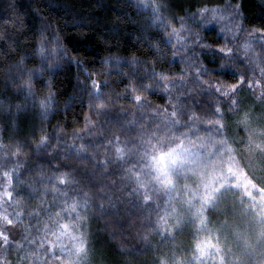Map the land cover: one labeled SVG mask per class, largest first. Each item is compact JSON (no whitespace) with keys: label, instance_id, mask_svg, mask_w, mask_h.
I'll list each match as a JSON object with an SVG mask.
<instances>
[{"label":"trees","instance_id":"16d2710c","mask_svg":"<svg viewBox=\"0 0 264 264\" xmlns=\"http://www.w3.org/2000/svg\"><path fill=\"white\" fill-rule=\"evenodd\" d=\"M144 2L147 8L138 14L136 0H99V3L95 0H0V61L5 65L0 68V81L5 78L8 65L15 64L25 50L31 51L29 45L34 33L45 23L41 14L52 24L46 37L50 40L53 34L59 37L49 47L56 50L59 45L66 50L65 55L49 57V63L56 67L34 81L37 97H43L49 91L54 93L55 99L47 115L42 119L38 106H30L18 129L9 127L4 131L6 141L15 131L16 141L28 137L35 143L39 136L50 134L66 138L69 144L82 143L73 133L84 131L85 117L92 111L88 93L93 80L100 82L111 109L109 117L92 116L93 121L103 120L101 127L92 128V136L85 137V140L93 139L88 148L93 158L78 159L73 153L70 157L52 160L53 164L71 167L78 181L72 192H85L94 201L86 212L81 210L84 219L75 220L70 233L61 235L56 229L45 230L46 225L58 218L52 214L59 202V198L54 199L52 188L49 187L48 194L41 200L43 185H39L37 193L31 197V188L26 187L36 183L38 163L45 174H53L47 162L37 159L51 149L34 152L30 147H24L19 161L11 154L15 141L6 149H0L9 153L0 157V172L14 167L19 169V175H13L16 183L10 189L14 192L12 199L5 197L0 202V231L9 233L7 244L0 241L3 264H197L196 242L209 238L216 241L219 252L213 249L201 264H214V261L264 264V253L259 251V247L264 246V200H260L264 199V194L261 197L238 167L233 171L228 162H223L230 153L226 138L228 124L252 107L264 111V92L261 96L256 95L245 82L228 94L226 86L236 82L235 76L206 74L203 79L211 84L220 81L217 92L214 87L194 82L191 77L195 68H189L198 55L199 63L207 67L229 63L245 77L251 74L252 68H259L260 72L264 67V53L259 59L255 56L260 52L259 44H253V50L247 54L242 45L248 39V29L264 26V0H160L161 4L172 5L162 9L164 18L169 15L177 18L169 21L167 31L180 29L179 18L186 14L194 18L186 20V27L191 32L185 35L183 47H176L181 42L173 37L172 44L151 41L154 48L140 41V35H165V32H157L159 21L145 27L155 14L152 0ZM229 5L240 6V16L244 19L231 21L228 12H221L223 23L208 25L202 17L195 15L202 7L228 8ZM232 23L242 24L245 28L235 39L229 35ZM225 25L229 33L218 35ZM213 28L215 30H211ZM197 34L200 45L212 47L223 46L227 37L228 46L234 48L236 55L209 54L199 48L193 49L194 55L188 49L193 48ZM9 55L12 59H8ZM133 58L141 63H132ZM256 59L258 63L254 62ZM38 64L39 58L27 60L24 66L30 69ZM149 65L157 71L167 72L170 78L189 70L184 77L186 83L177 86L178 92L175 89L172 92L174 98L181 97L178 101L181 110L172 123L168 122L172 118L166 112H161L160 116L167 119L136 115V126L131 128L133 114L150 113L153 109L147 106L137 109L127 98L132 93L126 94L125 86L130 80L136 82L137 77L150 83L145 75ZM16 71L13 69L14 73ZM3 87L0 83V88ZM140 94L155 108L164 109L169 103L168 95L162 90ZM24 99L22 93L13 96L14 101L23 102ZM4 111L0 107V114ZM6 121L7 116L0 115V128ZM34 130L35 137L32 136ZM100 136L106 140L97 143ZM114 136L120 137L121 144H127L130 159L124 163L117 162L115 153L108 146V140ZM190 139L205 142L197 165L187 159L198 146L190 145ZM52 143L56 145L57 141L53 139ZM171 147L180 159H187L173 169L175 187L169 190L149 182L152 203L145 205L143 191L137 189L126 170L133 162L138 168L143 166L138 157L145 149L153 153ZM100 159H110L111 163L107 168H97L96 162ZM220 166L223 171L229 168L225 171L227 178L219 176ZM106 171H110V175L105 176ZM5 182L0 175V191ZM16 190H22L23 194L17 196ZM48 203L53 205L52 212L37 217L36 210L41 206L46 208ZM100 204H103V211L97 206ZM9 219L13 222L11 225ZM84 240H87V249L82 250L80 245Z\"/></svg>","mask_w":264,"mask_h":264},{"label":"snow or ice","instance_id":"6c2138e0","mask_svg":"<svg viewBox=\"0 0 264 264\" xmlns=\"http://www.w3.org/2000/svg\"><path fill=\"white\" fill-rule=\"evenodd\" d=\"M96 3H99V0H95ZM39 7V6H38ZM153 13L155 14V18L153 20H149L148 25L145 27L153 26L157 21H159V26L157 27V32H165V35H156L153 36L151 34L144 35L141 34L139 40L145 43L149 48H154L155 45L151 43L153 40H159L160 42L172 44L173 37H175L181 43L177 44L176 47H183L185 41V35L191 32L190 28L186 27V20L194 18L192 15L186 14L184 17L179 18L180 29L171 28L170 31H167L169 28V21L177 19L174 15H169L167 19L164 18L162 9H168L172 7V5L161 4L160 0H152ZM240 6H231L228 8H212V7H202L197 10L196 16H200L205 20V23L208 25L215 24L217 22L223 23L224 18L219 15L221 12H228V19L231 21H235L238 18L244 19L240 16L239 11ZM136 8L138 14L142 11H145L147 5L144 0H136ZM208 14H212L210 17ZM41 16L44 18V25L37 31H35L32 42L29 47L31 51L25 50L23 55L19 57V59L15 62V64L8 65L6 67L5 78L3 81H0L4 85L3 88H0V107H3L5 111L0 114L3 116H7V121L4 124L3 128H0V149H6L9 144H12L15 141V144L12 149V156L15 160L19 161L20 154L22 153L24 147H30L34 150V152H39L41 149H51V152H48L45 155H39L37 159L39 161H44L49 164V166L53 169V174L48 175L45 174L41 163L36 165L37 175L35 176L36 183H31L26 185V187L31 188V192L29 193L30 197L35 195L38 191L39 185L44 186V192L41 193L39 199L43 200L44 196L48 194L49 187L52 188V195L55 198H59V202L57 203L56 211L52 213L57 216V220L50 225L45 226L46 231H51L52 229H56L61 235L65 233H70L73 229V222L77 219H84L81 217V210L83 209L86 212L91 204L94 203L91 199H89L88 194L85 192H72L74 186L78 183V181L74 177V173L71 171V167L67 164L61 166L60 164H53V159H63L65 156L70 157L73 153L77 155L78 159H91L93 158L88 151L90 145L93 144V139L85 140L86 136H92V128L93 127H101L103 124L102 119H98L96 121L92 120V116L95 115L97 117H109L111 115V109L108 107L109 101L106 98L105 93L100 88V82L93 80L91 82V91L88 93L90 98L89 107L92 111L85 117L84 120V131L74 132L73 136L79 137L82 143L69 144L64 137L60 136H52L50 134L41 135L36 140L35 143L32 142V139L25 137L23 140L16 141L15 131L7 137V141L5 136L3 135L4 131H7L9 127L13 129H18L23 122L25 115L29 111V107H37L39 108V114L43 119L49 109L51 108V104L55 99L54 93L49 91L47 95L43 97H37L36 90L34 88V81L36 78L41 76L45 71L51 70L53 67H56L55 64L49 63V57L54 54L65 55L66 50L63 49L62 46H57V49L54 50L49 47L53 40H59V37L55 34L52 35V39L50 40L46 37L45 33L52 27V24L47 21L43 14ZM91 19V17H89ZM232 31L229 33V28L225 25L224 28L220 29L218 35L224 36L225 33H229L231 39L238 38V33L244 32L245 28L242 24H231ZM211 30H215L214 28ZM248 39L242 45L243 51L247 54L250 50H253V44H259L260 52L255 53L257 59L260 58L261 53H264V26L259 28L252 27L248 29ZM184 33V34H182ZM191 38V37H189ZM199 35L197 34L193 48L188 49L189 52H192L194 55L196 53L193 51L194 48H199L201 52H206L209 54H219L221 56H234L236 52L234 48L228 46V38L226 37V43L223 46L212 47L211 45H200L199 43ZM14 47L15 44H14ZM39 58V64L34 68H26L25 62L27 60H36ZM8 59H12V56L9 55ZM183 59V57H181ZM107 63V61H104ZM132 63H141V61L133 58ZM215 63V61H213ZM5 65L2 61H0V68H4ZM195 68L194 73L192 74L191 79L196 83H202L203 85L214 87V89L219 92L221 83L218 80L215 84H211L209 80L203 79V77L208 73H219L221 76L232 75L236 77V82L230 85H227V88L235 90L238 85L243 84L246 81V77L243 74L237 72L236 69L232 68L229 63H221L219 67H207L199 63V57L197 55L196 61L190 63L189 68ZM13 69L17 71L14 73ZM188 69L183 70L181 73L177 74L175 78H170L169 74L164 71H157L155 67L149 65L146 69L145 75L150 80V83H146L143 78L137 77L136 82H132L131 80L125 86V93H132L131 96H127L128 99L132 100L137 109H142L145 106L152 108V112L144 113L139 112L133 114L132 124L129 127L134 128L136 126V115H140L141 118L145 115L152 116L154 118L167 119L166 117H161V112H166L172 118L168 120L169 123L175 121L177 117V112L180 111L178 107V101L181 100L180 96L173 97V89L177 92L179 91L178 85H183L186 83L184 77L188 73ZM261 75H264V67L260 68ZM132 75L135 76V73ZM259 82V81H258ZM107 83L106 81L104 82ZM45 84H49L48 81H45ZM158 90H162L164 94L168 95L169 103L164 109L155 108L151 105L148 98L142 94L141 92H149L155 93ZM21 93L25 98L23 102L19 100H13V96H20ZM119 98V97H118ZM123 111V110H122ZM129 112L132 109L128 110ZM127 115V112L124 113ZM118 118V117H113ZM36 132L33 131L32 136L35 137ZM55 139L57 141L56 145H53L52 140ZM106 137L100 136L96 139V142L105 141ZM114 142V146H113ZM108 146L112 148V151L115 153L116 160L118 163H124L130 159V155L127 152V144L120 143V137L114 136L108 140ZM9 153L7 151H0V157H6ZM139 160L143 161V166L138 168L133 162V166L130 169H127V173L130 174V178L135 182L137 189L143 191V200L142 202L145 205L152 203V197L148 192L149 182L155 185L164 186L167 189L171 190L175 187L176 180L174 177L173 166L178 163L179 155L175 149L169 150L168 152H153L149 153L146 149L142 152V155L138 157ZM111 163L110 159H100L96 162L97 168H107ZM26 167V165H25ZM19 175V169L13 168L11 170H4L0 172L6 182L3 184V190L0 191V202H3L2 198H7L9 200L12 199L14 192L12 189V185L16 181L13 179V175ZM87 175V173H84ZM105 176L110 175V171H106L104 173ZM132 191V190H130ZM72 192L71 199H69V194ZM15 194L17 196L22 195V190H16ZM103 211V204L97 205ZM53 205L47 204V207L41 206L35 212L37 217L42 215H47L52 212ZM13 222L9 219L8 224H12ZM203 223V221H202ZM0 241L4 244L9 242V233L0 231ZM51 247V243H50ZM80 248L82 250L87 249V240H84ZM197 254L195 255V259L197 264H201L205 260L207 256L211 255L213 249H216L219 252V248L217 247L216 241L211 238L207 240H198L196 242ZM0 264H3V261L0 260ZM10 264V262H9ZM214 264H220V262L214 261Z\"/></svg>","mask_w":264,"mask_h":264},{"label":"rangeland","instance_id":"374dc122","mask_svg":"<svg viewBox=\"0 0 264 264\" xmlns=\"http://www.w3.org/2000/svg\"><path fill=\"white\" fill-rule=\"evenodd\" d=\"M254 62L258 63L257 59ZM258 71L259 68H252L251 74L246 77V83L256 95L261 96L264 92V75H260L261 72ZM226 92L229 94L233 90L229 88L226 89ZM226 133L230 153L225 157L223 162H228L230 169L233 171L238 167L246 181L255 187L262 197L264 194V111L259 112L257 108L252 107L242 112L235 122L228 124ZM188 141L190 145L192 143L193 145H198L194 154L188 152L190 158H187L193 160L197 165L198 158L204 152L202 148L205 150V146L203 145L205 142H198L193 139ZM173 149L175 148L171 147L167 150L161 149L160 151L168 152ZM187 159H180L179 156V161L173 166V169L183 164V161ZM205 159L206 157L203 160ZM218 168L219 176L222 179H224V176L227 178L225 171L227 172L229 168H226L224 171L222 170L224 168L221 166ZM195 173L196 171L193 170V174ZM251 197L255 198V195ZM260 200L264 199L260 198ZM259 251L264 253V246L259 247Z\"/></svg>","mask_w":264,"mask_h":264}]
</instances>
